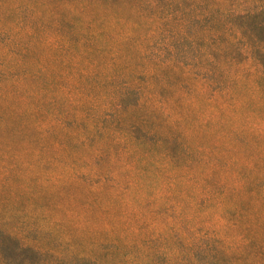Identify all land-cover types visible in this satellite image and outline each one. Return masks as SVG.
Segmentation results:
<instances>
[{
    "label": "trees",
    "instance_id": "16d2710c",
    "mask_svg": "<svg viewBox=\"0 0 264 264\" xmlns=\"http://www.w3.org/2000/svg\"><path fill=\"white\" fill-rule=\"evenodd\" d=\"M121 5L136 19L122 15ZM0 10L16 15L0 24V47L12 61L41 53L24 76L40 78L49 121L37 130L72 124L64 141L38 151L88 147V162L107 144L119 145L113 154L126 165L124 176L98 167L87 174L91 182L82 187L91 200L82 213L61 202L41 213L22 205L36 197L21 185L32 163L0 151V264H264V119L237 116L247 106L241 93L264 107V0H0ZM16 77L0 57L4 97L13 98ZM195 130L218 151H206L199 169L187 150H176ZM242 145L254 150L239 158ZM69 170L42 187L64 195L67 182L84 174ZM131 187L132 201H122ZM187 197L208 209L200 230L175 227L171 214L158 224L140 210L152 199L162 213L176 209L180 224L191 220ZM164 232L171 236L157 247Z\"/></svg>",
    "mask_w": 264,
    "mask_h": 264
},
{
    "label": "rangeland",
    "instance_id": "374dc122",
    "mask_svg": "<svg viewBox=\"0 0 264 264\" xmlns=\"http://www.w3.org/2000/svg\"><path fill=\"white\" fill-rule=\"evenodd\" d=\"M121 7L122 9L120 8V13L122 15H125V17L128 16V13L130 11L129 8L124 7V5H121ZM1 16L3 21L0 20V24L8 22L15 23L16 15L9 17L7 16L5 11L0 10V17ZM129 16L132 19H136V16L134 14H131ZM0 57H5L7 67L13 68L17 73V77L12 78L15 82V92L12 93L13 98H10L11 94H6V97H4V93L0 92V120H2V123L0 125V151H5L6 153L16 156L20 154L24 155L27 158V161H30L33 166V172L26 173V176L21 180V185L22 188L24 184L27 186V189L31 187L36 197L33 201L25 198L22 202V205L25 208H29L28 210L46 213L47 208L50 209L49 207H51L52 205H57L58 202H61L63 207L70 209V211L74 213L75 211H77L78 213H82L84 211L83 209L85 202L91 200L90 196L86 193L87 190H85V188L83 189L82 187L86 186L82 182H91L90 180H88L87 174L92 173L93 170L98 167L103 169V171H105L109 175L118 172H122V176L125 175V173H123L126 167L124 163L125 161L121 157H117L113 154V152L115 151H120L121 147L119 145H111L108 147L107 144V146L104 147V152L100 158H93L88 162L87 159H89L90 157H88L87 153L88 147H73L71 149L69 147V149L73 153L70 154L69 151V155L61 151H55V148L47 149L44 152L40 153L38 149L42 145L51 143L55 140V142H59L61 140L64 141L66 137L63 136V133H65L66 131H71L72 124L70 123V120H67L68 123L62 126L60 130L55 129L51 134H44L43 132L37 130V123L41 122L42 120L45 123L49 121L47 118H45L46 115L44 112L46 106L42 104V98L40 97L38 91L41 89L40 78H37L38 83H32L29 79L25 81L24 76L29 72V70H32L31 65L37 63L38 61L41 63V53L38 49L34 50L32 53H28V55H26L25 58L22 59L19 65L15 64V61H12L11 54L7 53L1 47ZM14 87L8 88L12 92V89ZM3 89L5 88L3 87ZM241 95L246 98L247 106L242 111H239L237 116H241V119L243 120H249L251 115L257 116V118L259 119H264V107L255 108V103L253 101H251L246 95L242 93ZM56 108L58 111H61L63 109V107H61V104H57ZM31 109H35L37 111L36 113L38 114H36L35 116L31 115ZM13 111H15V113ZM70 111L74 112L73 109ZM194 119L195 117H191L190 121ZM228 127V124L223 123L224 129H227ZM67 140L71 141L70 139ZM213 143V139L209 134L199 133L195 130L194 133H189V135L185 137L184 140H181L180 148L177 147L176 150L178 152H182L183 149L187 150L190 153V159H192L193 161L192 169H199V167L202 165L201 159L205 156V152L209 150H215L212 149ZM71 144L73 143H70V145ZM88 144L92 145L93 141H89ZM242 146L243 147H238L234 152L235 155L239 158H241L245 152H251L254 150L249 146ZM109 149H111L110 153ZM215 151L218 152L217 150ZM38 152L39 155L36 154ZM231 157L232 156L230 154H227L224 155L223 159L228 160ZM186 158L187 157H185V154H181L180 162H183ZM141 164L142 163H138V165H136L137 168L144 167L147 170H153V167H151L150 164H145L143 166ZM70 168L78 169L81 173L84 174H81L82 181L81 179H76L73 182H67V185H65V187L63 188L65 192L64 195L55 196L49 189H47L46 187H42L46 182L55 181V179H57L58 177V174L61 173L62 170L65 174L68 175L70 173ZM135 171L137 170L135 169ZM171 171L172 169L170 171L165 170L162 171V173L165 175V173H171ZM33 175L35 176L33 177ZM154 186L155 183H153L152 190ZM181 187H183L182 189H185V191H188V194L190 193V187L184 186L183 184L181 185ZM152 190H150L151 193ZM136 191V187L129 188L127 190V193H125V195H122V201H132V197L135 196ZM69 195H73V200L69 198ZM175 198L178 199L177 197ZM183 201L185 203V217L191 215V220H181L180 224V216L177 213L176 209L174 210L175 213L173 214L172 211L168 212L167 214L162 213V208L159 209V204L152 199L143 204L140 210L143 212V214H145L146 218H148L150 221L155 220L158 224L164 221L163 216L171 214V216L176 219L175 227L182 229L188 228L189 226H194V229L200 230L201 226H199L198 221L204 215V212L208 210L206 209V205L203 202L199 201L198 204L193 207L190 204V197L183 199ZM74 203H76V206H74ZM24 207L23 209H25ZM118 207L121 211L122 207L120 204L117 206V208ZM19 209L20 206H17L14 211L15 215H17ZM130 209L132 208L124 209L123 211L130 216L129 220H131L132 223H135L134 217H132L133 213L131 214ZM154 210H156V212L152 213ZM192 218L194 219L192 220ZM170 236L171 234L169 232H164L163 239H157L155 245L157 247H161L164 243V240H166V238H170Z\"/></svg>",
    "mask_w": 264,
    "mask_h": 264
}]
</instances>
